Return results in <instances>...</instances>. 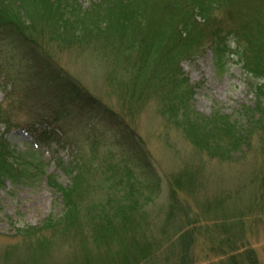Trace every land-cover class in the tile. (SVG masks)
<instances>
[{"label": "rangeland", "instance_id": "1", "mask_svg": "<svg viewBox=\"0 0 264 264\" xmlns=\"http://www.w3.org/2000/svg\"><path fill=\"white\" fill-rule=\"evenodd\" d=\"M77 1L82 10L101 3ZM257 9L255 4L249 9L254 13L252 23L264 28V12ZM86 23L91 25L92 18ZM38 40L55 66L96 99H88V105H102L111 115L114 112L111 124L115 127L118 114L124 136L132 132L137 143L135 148L128 146L123 129L119 130L123 138H114L110 128L106 130L111 135L98 133V124L87 125L80 119L75 122L77 140L84 145L59 129L42 139L40 133L51 129L46 119L40 121L41 127L35 123L40 115L52 114L56 103L46 99V94H32L27 101V86L31 85L23 74L28 68L22 61L25 58L20 60L22 52L15 55L5 46L13 61L5 63L9 56L3 54L0 65L9 67V63L11 73L18 77L11 82L0 70V107L15 123L11 128L2 124L0 131L17 153L42 164L43 172L31 168L37 174L30 180L0 179V264H264V214L257 205L264 198L256 178L263 145L259 132L231 160L212 157L197 149L182 128L164 118L163 104L173 84H160L165 71L162 62L153 63L148 75L138 54H121L123 47L114 39L107 43L104 38H93L68 47L50 43L43 33ZM179 66L185 80L183 90H193L190 108L199 116L220 112L245 123L243 107L258 105L255 87L260 81L235 61L221 70L212 52L205 50L183 58ZM137 73L148 78L135 83ZM131 97L134 102L127 103ZM33 125L36 131L28 127ZM94 139L97 143L92 152ZM49 176L75 191L87 186L75 204L76 211L50 184ZM76 180H82L81 189L75 187ZM132 201L137 206L129 208ZM91 206L103 208L111 223L118 213L128 218L125 239L113 235V241L101 239L98 243V222L86 211ZM72 211L77 213L79 225L70 229L66 226ZM138 232L147 234L151 249L148 244L138 249L133 245ZM39 239L46 240L44 250L45 243Z\"/></svg>", "mask_w": 264, "mask_h": 264}, {"label": "trees", "instance_id": "2", "mask_svg": "<svg viewBox=\"0 0 264 264\" xmlns=\"http://www.w3.org/2000/svg\"><path fill=\"white\" fill-rule=\"evenodd\" d=\"M100 2L93 4L96 10H101L98 12L93 7L82 10L77 0H0V56L3 54L4 58L5 54L9 56L11 60L5 58V63L13 61V56L6 53L7 45L15 55L16 52L17 54L22 52L20 60L22 57L25 58L22 61L26 63L25 67H28L23 74L25 78L29 77L26 84L31 85L27 86L30 89L29 92L26 91L27 101L32 98V94L35 96L46 94L45 98L55 101L57 106L52 114L44 117L40 115L43 118L35 123L36 126L38 124L41 127L40 121L46 119V124L51 129V131L44 129L40 133L42 139H48L53 130L59 129L63 134H69L74 138L77 144L84 145V142L77 140L76 119L86 120V124L91 126L98 124L100 128L98 133L111 135L106 130L110 128L114 138H123L122 131L121 134L119 132L123 129L118 123L121 122L120 116L117 114V127L112 126L114 112L111 115V110L102 105L97 107L88 105L89 103L86 102L88 99L91 100L90 102L96 99L56 67L48 49L38 44V35L41 33L47 35L50 43L63 47L85 43L93 38H104L107 43L114 39L121 48L123 47L121 54H127V57L134 53L138 54L142 62L139 64L145 67L148 75L153 63L164 64L165 71L161 73L160 84L165 87L173 84V87L167 100L164 101L162 114L167 122L182 128L186 137L201 152H206L220 160H231L238 152L241 153L243 149L249 147L252 138L259 132L263 145L260 156L261 166L256 178L264 190V28L252 23L251 16L254 13L249 11L255 4L258 6L257 11L264 12V7L260 8L264 5V0H101ZM248 5L249 9H247ZM95 13H99L98 17ZM233 16L241 21L233 19ZM89 17L93 21L91 25L86 23ZM205 50L212 52L214 62L221 70L235 61L241 64L250 76L260 81L255 87L258 105L244 106L241 111L247 122L242 123L220 112L211 117H203L191 110L189 98L193 90H183L181 82L185 83V80L180 77L179 64L183 58ZM8 66L3 63L0 65V70L4 79L14 82L18 76L11 73L9 63ZM137 74L135 83L145 77L141 73ZM11 95L13 91L9 96ZM45 98L43 100H46ZM134 99L135 97L129 98L127 103L132 104ZM110 119L113 120L109 121ZM5 123L8 128L15 124L10 113L0 107V126ZM35 125L28 127L36 131ZM124 134L125 131L123 136ZM132 135L133 133L130 132L124 138L128 139V146L135 148L134 143H137V140ZM3 136L0 131V179L30 180L34 174H37H32L31 168H35V172H43L42 164H34L17 153ZM96 143L94 139L90 144L92 152ZM129 174L133 176V172ZM49 181L74 209L75 204H78L77 200L86 193L87 186L82 187L80 192L76 190L78 191L76 194L75 190L58 184L53 176H49ZM81 185L82 180H76L75 187L81 189ZM262 198L258 199L257 205L264 214V198L263 200ZM130 204L129 208L137 206L135 201ZM86 211L91 214L92 221L98 222V226L95 227L100 230L96 233L98 243L101 239L113 241V235L125 239L127 235L125 229L129 224L128 218L124 215L120 217L118 213L115 217L117 223L115 219L111 223L103 208L91 206ZM75 217L77 213L72 211L66 228L72 229L77 226ZM113 224H116L115 227L112 226ZM52 227L51 224L47 229ZM64 233H67L65 229ZM146 236L147 234L144 236L139 235V232L136 233L133 245L138 249L148 244L151 249V241L147 240ZM39 240L45 243L41 247V250H44L47 246L46 240Z\"/></svg>", "mask_w": 264, "mask_h": 264}]
</instances>
